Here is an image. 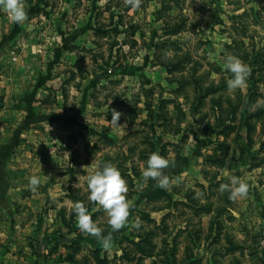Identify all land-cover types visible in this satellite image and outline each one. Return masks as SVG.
<instances>
[{
    "label": "rangeland",
    "instance_id": "374dc122",
    "mask_svg": "<svg viewBox=\"0 0 264 264\" xmlns=\"http://www.w3.org/2000/svg\"><path fill=\"white\" fill-rule=\"evenodd\" d=\"M24 5L44 68H60L43 98L45 141L81 166L114 164L132 203L113 232L80 168L40 208L49 246L30 264H264V0ZM227 54L251 69L231 92ZM153 152L169 161L171 191L142 177ZM233 176L248 185L235 200ZM77 202L112 236L111 254L79 230Z\"/></svg>",
    "mask_w": 264,
    "mask_h": 264
},
{
    "label": "crops",
    "instance_id": "0c3cea01",
    "mask_svg": "<svg viewBox=\"0 0 264 264\" xmlns=\"http://www.w3.org/2000/svg\"><path fill=\"white\" fill-rule=\"evenodd\" d=\"M28 22L13 23L0 11V264L36 263L45 254L49 245L37 223L40 208L58 196L54 184L74 182L85 167L45 141L43 98L60 79L54 78L60 68L54 63L44 68L43 46L25 32L36 21ZM33 175L40 178L35 191L29 185Z\"/></svg>",
    "mask_w": 264,
    "mask_h": 264
},
{
    "label": "clouds",
    "instance_id": "9594fccd",
    "mask_svg": "<svg viewBox=\"0 0 264 264\" xmlns=\"http://www.w3.org/2000/svg\"><path fill=\"white\" fill-rule=\"evenodd\" d=\"M0 11H3L8 19L16 24L23 23L27 18V12L24 0H0ZM225 67L232 74V78L227 80V88L231 92L236 89H242L250 76L251 69L239 57L232 54L225 56ZM110 120L112 125H120L121 113L112 111ZM147 166L142 170V177L145 182L149 179L157 181V186L171 191L169 177L163 171L168 168L169 161L158 152H153L148 160ZM85 171L89 174L86 177L88 200L95 202L98 209L102 208L108 216V224L113 232L119 231L127 223L129 210L132 206L130 200L126 199L128 192L127 184L120 170L112 163L103 165L85 166ZM40 184L38 175L29 178V185L33 191ZM230 199L235 200L238 197H244L248 192V185L243 179L233 176L230 180ZM228 186L221 185V191ZM74 212L77 217L79 230L82 233L94 236L102 244L104 250L109 254L113 251L112 236H102V229L97 223L93 222L88 209L83 203L77 202L74 206ZM135 227H139L138 224Z\"/></svg>",
    "mask_w": 264,
    "mask_h": 264
}]
</instances>
